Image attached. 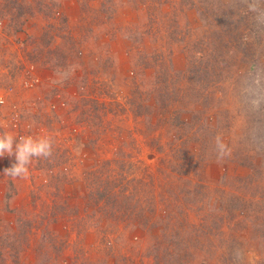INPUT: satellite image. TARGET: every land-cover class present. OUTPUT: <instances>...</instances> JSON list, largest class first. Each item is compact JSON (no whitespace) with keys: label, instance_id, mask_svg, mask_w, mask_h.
I'll return each instance as SVG.
<instances>
[{"label":"rangeland","instance_id":"1","mask_svg":"<svg viewBox=\"0 0 264 264\" xmlns=\"http://www.w3.org/2000/svg\"><path fill=\"white\" fill-rule=\"evenodd\" d=\"M5 132L0 264H264V0H0Z\"/></svg>","mask_w":264,"mask_h":264},{"label":"clouds","instance_id":"2","mask_svg":"<svg viewBox=\"0 0 264 264\" xmlns=\"http://www.w3.org/2000/svg\"><path fill=\"white\" fill-rule=\"evenodd\" d=\"M52 141L49 137L20 136L10 133L0 134V157H14L15 162L4 170V174L13 178L27 176L33 158H49L52 155Z\"/></svg>","mask_w":264,"mask_h":264},{"label":"built area","instance_id":"3","mask_svg":"<svg viewBox=\"0 0 264 264\" xmlns=\"http://www.w3.org/2000/svg\"><path fill=\"white\" fill-rule=\"evenodd\" d=\"M35 83V80L32 82V84H34ZM1 103H3V101H1Z\"/></svg>","mask_w":264,"mask_h":264}]
</instances>
